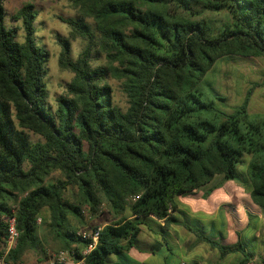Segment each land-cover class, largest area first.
Masks as SVG:
<instances>
[{"label": "trees", "instance_id": "16d2710c", "mask_svg": "<svg viewBox=\"0 0 264 264\" xmlns=\"http://www.w3.org/2000/svg\"><path fill=\"white\" fill-rule=\"evenodd\" d=\"M72 1L79 15L61 20L84 44L72 59L68 39L55 37L58 64L72 77L53 108L44 82L49 53L35 42L33 4L11 15L21 24L18 41L17 27L3 24L0 0V253L7 217L18 233L6 262L21 263L27 250L46 258L48 237L79 257L83 209L95 215L105 201L114 220L100 227L82 264H122L109 255L123 260L141 227L160 233L177 221L176 197L204 188L205 198L224 180H241L264 218V116L247 108L256 83L230 110L205 85L220 58L264 57V0ZM207 12L224 18L214 23ZM96 45L108 66L94 63ZM109 74L120 80L124 108L112 100ZM181 224L220 259L238 254L234 264L249 263L239 233L224 244ZM149 246L154 252L160 242Z\"/></svg>", "mask_w": 264, "mask_h": 264}, {"label": "rangeland", "instance_id": "374dc122", "mask_svg": "<svg viewBox=\"0 0 264 264\" xmlns=\"http://www.w3.org/2000/svg\"><path fill=\"white\" fill-rule=\"evenodd\" d=\"M32 3L33 8L36 12V17L34 20V38L35 42L40 46H43L48 50L49 57L45 63L46 74L44 76V82L47 89V100L48 104L51 107H55L54 98L65 92V86L70 81L72 73L63 69L58 64V55L60 47L57 44L55 37L61 36L67 38L70 45V57L73 59L77 56L80 50L83 47L84 41L79 36H72L70 34L69 26L64 23L61 19L68 17H75L79 15V10L76 4L72 0H2L4 13H3V24L5 27H17V37L18 41L22 40V29L20 21H15L11 18V15L23 4V3ZM172 9L169 8L170 12ZM206 16L213 19L214 23H219L223 18L224 14L207 12ZM85 21L92 24V19L89 17H84ZM94 41L98 43L100 35L96 29H93ZM94 56L96 57L94 63L108 66V59L105 53L96 45L94 47ZM112 65H116V61L111 62ZM206 86L217 93L219 96H222L226 99V108L230 110L233 106L240 103L246 88L251 83H256V86L253 87L251 95L248 100V112L252 114H260L264 116V57L261 56H247L241 57L236 55H229L223 58L218 59L211 68L205 74ZM106 83L111 89L112 100L115 104L120 107H125V96L120 90V80L109 74L106 78ZM32 139H36L35 135L30 134ZM238 170H240V165H238ZM55 175V174H51ZM218 178L215 177L211 184H215ZM210 184V185H211ZM231 186L240 187L246 191L245 184L239 179L224 180L222 183L215 186L210 190L205 198H202V193L204 188L197 189L193 197H200L205 199L206 206L211 208L212 202L214 199L221 196H230V191L232 190ZM234 196V194H232ZM180 196V197H185ZM192 196V195H190ZM244 196V195H243ZM176 197L175 202L180 207V210L177 209L175 216L177 218L176 222L169 224V228L173 231L177 230V227L188 235V231L184 229L181 222H185L190 226H193L208 236L219 240L218 235L213 231V223H205L204 225L198 224L194 219L185 214L190 212L186 205L180 203ZM182 199V198H179ZM229 202L220 205L218 211H221L226 219L232 215L233 209L236 202H240V198L234 196ZM179 202V203H178ZM187 208V209H186ZM248 211L252 217L247 216L246 225L242 228L241 234L246 236V240L243 238L239 239L242 241V244L246 246L247 250L251 253V259L248 264H254L258 262L261 258H264V218L259 217V221H256L254 225L255 217H258L259 211L256 206L251 202L247 207ZM244 211V210H243ZM197 217L200 219V214L197 211ZM83 219L82 223H77V231L80 230H89L92 226L101 227L104 224L111 223L114 220V217L108 210V206L105 204V201H102L98 207V213L95 215H90L87 212V209H83ZM187 215V216H186ZM260 215V214H259ZM194 217V216H192ZM196 217V216H195ZM196 217V218H197ZM233 217H235L233 212ZM233 219V218H232ZM201 220V219H200ZM39 224V220H36ZM231 226L236 228L234 221L231 223ZM141 232L137 235L135 242L132 245V250L135 252L149 250V245L157 240L160 242L159 248L153 253V264H166L168 260L171 261L172 258L166 259L167 255L170 253L173 255L179 256L181 259L186 260L187 262L194 263L195 261L191 260V257L194 253H197V259L203 264H208L204 259L203 252L205 243H199L195 246V249L189 251H181L176 249V245L171 242L168 238L167 231H161L160 233L148 232L147 229L141 227ZM178 232V231H177ZM240 232V231H239ZM176 235V233H174ZM240 234V235H241ZM252 234L255 237V240L252 239ZM248 235V236H247ZM151 238L149 243H146L148 238ZM182 236L177 237V242H183ZM164 239V240H162ZM237 239V236H236ZM235 240V239H234ZM42 245L45 250L46 258L40 255H36L35 252L27 250L22 258L21 264H44L48 262L49 257L59 251L65 250L58 246L55 241H52L49 237L42 242ZM80 246V244H77ZM73 247V246H72ZM70 247L69 249H71ZM199 247V248H198ZM148 248V249H147ZM67 250V249H66ZM113 260H118L122 264H125L121 259L116 255H109V258ZM169 257V256H168ZM238 254H230L229 256L219 260L220 264H234L238 259ZM195 264V263H194Z\"/></svg>", "mask_w": 264, "mask_h": 264}, {"label": "crops", "instance_id": "0c3cea01", "mask_svg": "<svg viewBox=\"0 0 264 264\" xmlns=\"http://www.w3.org/2000/svg\"><path fill=\"white\" fill-rule=\"evenodd\" d=\"M231 187H232L231 188L232 190H229L230 196L228 195V196H223V197H221V196L217 197L216 199H214V202H212L211 208H208L206 206L205 199H202L200 197H198V198L196 197V199L190 198V197H193L194 194L192 196L186 195L185 197H178L177 198V200L180 203H182V204L186 205V207H188L190 212H186L185 214H187L192 219H194L198 224L204 225L207 222L213 223V229H214L213 231L216 233L215 235H218L219 241L224 243V244H228V243H232V242L236 241V232L241 234V232L243 231L242 228L246 225V219H247L246 211H248L247 207L250 204V199H249V195H248L247 191H244L240 187H236V186H231ZM232 194H234V196L239 197L240 202L239 201L236 202L235 207L232 208L236 218L233 217V212H231L232 215L230 217H228V219H226L223 215L220 214L221 211H218V209L220 208V205L229 202L228 200H230L231 198L234 197ZM179 198H182V199H179ZM177 209L180 210L179 204L177 205ZM197 211L200 214L201 220L197 217V213H196ZM192 216H194V217H192ZM259 217H260L259 214H258V217L257 216L255 217L256 221H259ZM233 221L237 226L236 228L231 226V223ZM141 230H142V228H141ZM167 232H168L169 240L171 242H173L174 245H176V249L180 250L179 252L189 251L191 249H195V246L197 244H199V242L197 243L194 241L193 235H188L187 233L182 231V229L180 230L179 227H177L176 231H173L169 227H167ZM174 233H176V235ZM152 234H154V233H152ZM179 236H182L181 238L183 239V242H181V243L176 241L177 237H179ZM241 237L245 238L246 236L241 234ZM246 238H245V240H246ZM150 241H151V238L149 237L146 240V243H149ZM244 247L247 250L246 246H244ZM204 250H205L203 252L204 259H205V261L208 262V264H220L219 260H221V259L218 257L216 250H214V249L212 250V249L208 248L207 245L204 247ZM153 253L154 252H151L148 250L135 252L132 250V246H131L128 249V251L125 253V257H123L122 261L125 264H153V256H154ZM196 254L197 253L193 254V256L191 257V260L195 261L194 262L195 264H203V262H200V260L197 259ZM170 257L172 258V260L171 261L168 260V263H166V264L191 263V262H187L186 260L181 259L177 255H174V254L172 255L171 253H170V255L166 256V259L167 258L169 259Z\"/></svg>", "mask_w": 264, "mask_h": 264}, {"label": "built area", "instance_id": "2783aa9c", "mask_svg": "<svg viewBox=\"0 0 264 264\" xmlns=\"http://www.w3.org/2000/svg\"><path fill=\"white\" fill-rule=\"evenodd\" d=\"M37 220H39V218ZM5 221V240L0 253V264H8L5 257L18 234L14 226V218L7 217ZM99 229L100 227H96L94 229L80 230L76 232L79 238L86 243V245L78 251L79 257L74 256L72 248L59 250L53 253L49 257L48 262L44 264H82L85 255L95 246L97 242Z\"/></svg>", "mask_w": 264, "mask_h": 264}]
</instances>
